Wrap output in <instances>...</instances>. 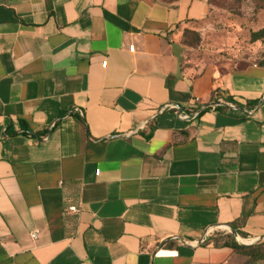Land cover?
<instances>
[{"label": "crops", "instance_id": "crops-1", "mask_svg": "<svg viewBox=\"0 0 264 264\" xmlns=\"http://www.w3.org/2000/svg\"><path fill=\"white\" fill-rule=\"evenodd\" d=\"M209 11L0 0V264H227L214 234L264 238V64L182 59ZM216 88L232 107L158 112Z\"/></svg>", "mask_w": 264, "mask_h": 264}, {"label": "rangeland", "instance_id": "rangeland-1", "mask_svg": "<svg viewBox=\"0 0 264 264\" xmlns=\"http://www.w3.org/2000/svg\"><path fill=\"white\" fill-rule=\"evenodd\" d=\"M210 11L194 24L198 35L189 34L184 44L179 36L182 59L207 63H226L241 66L248 63H264V38L251 40V33L264 27V1L262 0H209ZM263 4V5H262ZM261 240V239H259ZM261 242L264 250V241ZM239 243L252 244L249 240ZM227 264H244L247 257L236 253Z\"/></svg>", "mask_w": 264, "mask_h": 264}, {"label": "trees", "instance_id": "trees-1", "mask_svg": "<svg viewBox=\"0 0 264 264\" xmlns=\"http://www.w3.org/2000/svg\"><path fill=\"white\" fill-rule=\"evenodd\" d=\"M263 1L264 0H262V2ZM194 33L198 35V32L196 30H193V28H188V27L183 28L180 36L182 43L192 45L191 43L188 42L187 36L189 34H194ZM261 38H264V27L256 31H253L251 33L252 41H256ZM255 63H259V62H255ZM231 101H232L231 94L223 90H218V88H216L214 89V91H212L211 98L209 99L208 102L199 103L200 105H205V107L201 110L200 113H203L208 109L221 110V111L227 110L230 107L229 104ZM256 103L257 101L248 102L249 105H255ZM232 227L234 228L233 224ZM235 236L236 235L232 234V232L216 233L211 237L210 240L216 247H223V246L229 247L234 252L246 256L247 260L244 264H264V250L262 249L261 242L245 245L239 243L235 239ZM205 241L206 239H204L200 243H204ZM259 241H264V238H262Z\"/></svg>", "mask_w": 264, "mask_h": 264}, {"label": "built area", "instance_id": "built-area-1", "mask_svg": "<svg viewBox=\"0 0 264 264\" xmlns=\"http://www.w3.org/2000/svg\"><path fill=\"white\" fill-rule=\"evenodd\" d=\"M231 106V105H230ZM205 107V105H196V107H194L190 112H185V111H182L181 109H179L177 106H175L174 104H164L163 106H161L159 109H158V112H162V111H164L165 109H167V108H171V109H174V110H178L177 112H178V116L179 117H181V118H183V119H186V120H188V119H192V118H196L199 114H200V112H201V110L203 109ZM232 107V106H231ZM78 207L77 206H75V205H70V206H68L67 208H66V211L67 212H73V213H75V212H78ZM32 236L33 237H35L36 236V234L35 233H32ZM235 239L239 242V241H242L243 242V240H241L240 238H238L237 236H235ZM201 241H203V239L201 240ZM200 241V242H201Z\"/></svg>", "mask_w": 264, "mask_h": 264}, {"label": "water", "instance_id": "water-1", "mask_svg": "<svg viewBox=\"0 0 264 264\" xmlns=\"http://www.w3.org/2000/svg\"><path fill=\"white\" fill-rule=\"evenodd\" d=\"M231 232H232V234H234V231L233 230H231ZM250 243H252V242H250Z\"/></svg>", "mask_w": 264, "mask_h": 264}, {"label": "bare ground", "instance_id": "bare-ground-1", "mask_svg": "<svg viewBox=\"0 0 264 264\" xmlns=\"http://www.w3.org/2000/svg\"><path fill=\"white\" fill-rule=\"evenodd\" d=\"M242 240H248V239H242ZM250 241V240H249Z\"/></svg>", "mask_w": 264, "mask_h": 264}]
</instances>
